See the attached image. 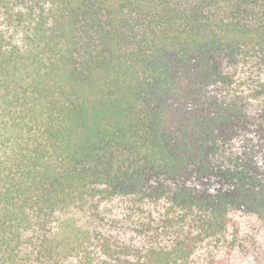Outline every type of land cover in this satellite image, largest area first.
I'll list each match as a JSON object with an SVG mask.
<instances>
[{
    "label": "trees",
    "instance_id": "trees-1",
    "mask_svg": "<svg viewBox=\"0 0 264 264\" xmlns=\"http://www.w3.org/2000/svg\"><path fill=\"white\" fill-rule=\"evenodd\" d=\"M0 264H264V0H0Z\"/></svg>",
    "mask_w": 264,
    "mask_h": 264
}]
</instances>
